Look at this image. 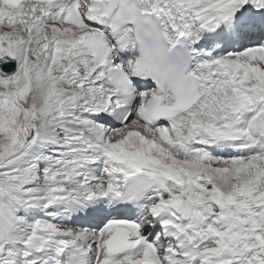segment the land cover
I'll return each mask as SVG.
<instances>
[{"label": "snow or ice", "instance_id": "obj_1", "mask_svg": "<svg viewBox=\"0 0 264 264\" xmlns=\"http://www.w3.org/2000/svg\"><path fill=\"white\" fill-rule=\"evenodd\" d=\"M0 264H264V0H0Z\"/></svg>", "mask_w": 264, "mask_h": 264}]
</instances>
